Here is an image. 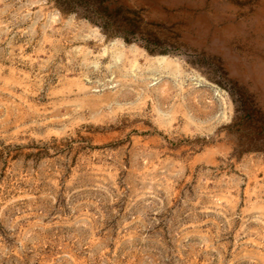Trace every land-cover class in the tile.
I'll return each mask as SVG.
<instances>
[{"label": "rangeland", "instance_id": "rangeland-1", "mask_svg": "<svg viewBox=\"0 0 264 264\" xmlns=\"http://www.w3.org/2000/svg\"><path fill=\"white\" fill-rule=\"evenodd\" d=\"M0 264H264V0H0Z\"/></svg>", "mask_w": 264, "mask_h": 264}, {"label": "bare ground", "instance_id": "bare-ground-1", "mask_svg": "<svg viewBox=\"0 0 264 264\" xmlns=\"http://www.w3.org/2000/svg\"><path fill=\"white\" fill-rule=\"evenodd\" d=\"M248 1H249V0H248ZM161 58H162V57H161ZM161 58H160V59H161ZM151 59H152V58H151ZM158 59H159V58H158Z\"/></svg>", "mask_w": 264, "mask_h": 264}]
</instances>
